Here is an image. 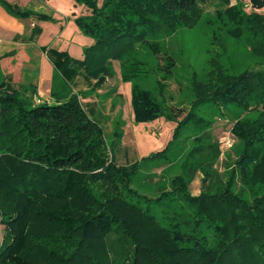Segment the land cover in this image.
I'll use <instances>...</instances> for the list:
<instances>
[{"label": "trees", "instance_id": "16d2710c", "mask_svg": "<svg viewBox=\"0 0 264 264\" xmlns=\"http://www.w3.org/2000/svg\"><path fill=\"white\" fill-rule=\"evenodd\" d=\"M73 1L88 10L74 22L93 44L84 49L82 61L44 49L54 73L74 79L85 71L95 80L91 89L96 90L111 62L117 61L122 81L131 85L134 124L163 118L176 126L162 151L120 165L113 152L118 144L107 143L100 121L78 94L54 104H33L1 82L0 264H264V16L254 10L264 0H249L250 12L243 3L229 6V0H221L225 8L216 11V21L225 26L228 37L249 48L256 69L234 74L211 60L206 80L191 82L194 100L180 119L182 110L140 83L147 71L137 48L145 46L157 58L162 56L156 68L163 75L156 79L162 95L174 62L162 54L158 39L195 25L202 5L211 0ZM0 6L19 20H53L5 0ZM204 105L222 113L228 106L243 112L230 129L237 144L226 157L227 181L208 184L211 171L205 169L206 187L196 196L188 191L190 180L182 176L174 177L170 190L157 197L139 193L132 180L141 163L164 156L184 131L185 139L188 131H201L192 137L199 144L188 155L210 153L211 158L213 142L201 141L208 137L205 131L211 123L200 115ZM162 200L183 202L190 209L193 230L201 231L198 236L181 227L188 220L163 225L141 206L142 201Z\"/></svg>", "mask_w": 264, "mask_h": 264}, {"label": "rangeland", "instance_id": "374dc122", "mask_svg": "<svg viewBox=\"0 0 264 264\" xmlns=\"http://www.w3.org/2000/svg\"><path fill=\"white\" fill-rule=\"evenodd\" d=\"M241 1L242 2L239 0H229V6L235 5L236 3H243L242 5H244L245 11L250 12L251 6L249 0ZM100 2L101 0H98V4H100ZM224 8L225 6L222 4L221 0H211L202 5V15L195 25L191 27H180L175 32L158 39L162 54L170 56L174 62L172 74L170 78L165 81L166 88L162 91V95L156 85V79L163 76L162 72L156 69L159 63L161 65L163 63V60L161 59L162 56L157 58L151 54L145 46L137 48V58L143 62V68L147 71V76L143 79L144 83H140L143 84L145 88L151 90L155 96H159L160 99H163L164 102L173 107V109L182 110L183 113L179 119L189 111L190 105L194 100L191 82L193 80H206V73L210 68L211 60H218L225 69L234 74L240 73L248 68L256 69L257 60L250 56L249 48L242 42L235 41L228 37L225 26L216 21V11L223 10ZM254 10L264 16V3L261 8ZM48 16H51L53 20H39L35 16L24 20L17 19L23 25L24 33H27V40L30 42L35 41L41 31L39 22H43L42 27L45 28V30L40 43L42 45L48 44L45 42H47L49 37L55 35L58 31L54 26L57 17H53L52 15ZM30 21L34 22L32 26H30ZM44 49L45 47L36 48L37 62H40V56L43 55V52L46 54L50 62L46 52L47 50L45 51ZM84 49L85 48H82V52L77 56L80 61L84 59ZM51 66L53 68L52 64ZM113 70L120 75L121 79L119 63L117 61H112L109 74L106 77L109 81H104L101 87L96 90L91 89L95 82L92 84V87L83 90L80 84L75 86L76 78H65L60 73L55 74L52 79L53 97L60 100L76 93L79 95L80 101L84 107L87 110L92 109L90 108L91 104H86V99L92 96L98 97L103 94L106 95L103 99L107 100L109 95L114 94L117 89L119 90V87L115 89V91H113L114 89H109L111 88L110 85L114 84L115 78L113 76ZM2 73L3 72L0 68V83L5 82V85H10L12 90L19 94V97L26 98V93H31L30 90H32V88H30V86L27 88H24V86H18L19 88L16 87V82L15 84L13 83L17 79L14 74H7L8 76H5L4 80V75ZM37 74L39 75V73H36V75ZM80 76L83 79L87 78L88 81L92 79L85 71H80ZM117 80L118 79H116V81ZM89 90L92 91L90 92ZM102 91L106 92L104 93ZM85 92H88L86 95H89L84 96L83 94ZM122 105L123 112L118 114L116 120L113 117L114 111L110 114L108 113L109 115L107 117L103 115L100 117L99 115L98 118L95 115L102 125L107 143L111 144L114 140V142L118 144L113 148L114 158L118 164L120 163V165H124L121 163L125 162L133 163V161H139L142 158L141 156L146 157L150 153L162 151L171 140L172 130H174L176 123L168 121L169 123L166 124L167 131L165 128L161 127L154 128V125H136L131 118V105H129V107L124 103H122ZM92 111L94 114L98 113L94 109H92ZM199 111L204 119L211 122L205 131L206 134H208V137L201 139L203 144H208L206 142L210 141V143L213 142L211 158L210 153L207 155L204 154L201 157L197 154L190 157L188 155L189 151L195 145L199 144V141H194L192 137H199L201 131H198V129H194L192 133L188 131V134L190 135L189 138L186 137V139L183 136L186 134L184 131V134L180 136L176 142L169 145V149L164 156L141 163L139 172L132 180V187L139 193H145L149 196L157 197L161 191L170 190V183L174 177L182 176L184 179L190 180L188 191L191 195L196 196L204 187H206V185H202L205 169L211 171L208 184L220 185L227 181L230 172V167L228 166L230 161L227 160L226 157L227 154H231V150L237 144L230 129L234 121L243 115V112L239 108L228 106L225 110H222V113L221 110H216L208 105L201 106ZM122 114H125L124 120H121ZM250 114L252 118L256 116L253 112ZM109 122L113 123L112 128L109 126L111 125ZM164 122L167 121L164 120ZM125 124L130 126L126 125L124 128L123 126ZM116 133H121V137L116 139ZM159 142L164 143L158 144ZM161 146L163 148H161ZM206 151H210V148L205 150V152ZM214 154H216L215 158L212 157ZM210 163L212 165L211 167H208ZM244 197L249 199V195L246 192L244 193ZM141 206L148 209L149 213L154 215L163 225H168L170 222H180L181 224L182 220H188L189 223L187 225H181L183 229L196 236H198L197 232H201L199 230H193L190 209L179 200H162V203L160 204L146 203L142 201ZM202 233L205 234L208 232L205 231ZM2 237L3 226L0 222V245ZM208 240L209 244H211L213 239L209 236Z\"/></svg>", "mask_w": 264, "mask_h": 264}, {"label": "crops", "instance_id": "0c3cea01", "mask_svg": "<svg viewBox=\"0 0 264 264\" xmlns=\"http://www.w3.org/2000/svg\"><path fill=\"white\" fill-rule=\"evenodd\" d=\"M7 2L13 5L16 4L20 8H26L35 12L57 17L56 24H54V26L58 31L55 35L49 37L47 42H45L48 44L42 45L40 40L42 39L45 30V28L42 27L43 22H39V25L41 26L40 34L34 42H30L27 40L28 36L26 32L24 33V27L21 22L8 14L0 6V68L3 72L2 74L4 75V80L5 76H8L7 74H14L17 78L15 81L13 80L14 84L16 82V87L24 86V88H27L30 86V88H32V90H30V94L26 93V97L33 104H54L57 102V98L50 94V90L52 88V79L55 73L44 52L43 55L40 56V62H37L36 48L45 47V49L65 52L70 58L79 60L77 56H79L82 52V48L91 46L93 44V40L84 36L80 32L74 22V19L80 15L87 14L88 10L85 6L76 4L73 0H8ZM33 24L34 22L30 21V26ZM115 72L113 70V76L115 78L114 84L110 85L111 88L109 89H114L113 91H115V89L119 87V90L117 89L114 94L109 95L107 100L103 99V97L106 96L103 94L98 97L92 96L86 99V104H91L90 108L98 112L95 113L97 117L99 115L100 117L101 115L107 117L114 111L113 117L116 120L118 114L123 112L122 103H124L127 107L131 105L130 84L128 82H122L120 75ZM36 73H39V75H36ZM116 79L118 80L116 81ZM106 80L109 81L107 78L105 81ZM94 82V79L88 81L87 79H83L79 74L75 79V86L80 84L83 90H86L92 87ZM102 92L105 93L106 91ZM124 115L125 114H122L121 120L125 119ZM131 118L133 119V113ZM109 123H111L109 126L112 128L113 123ZM167 123L169 122H164V119L160 118L151 123L143 124L154 125V128H165L167 131ZM126 125L127 124L123 127L125 128ZM160 143L163 144L164 142H159L158 144ZM161 148L163 147L161 146ZM141 157L143 158V156ZM131 163L125 162L121 164L127 165Z\"/></svg>", "mask_w": 264, "mask_h": 264}]
</instances>
